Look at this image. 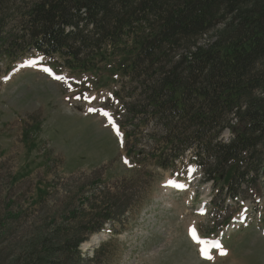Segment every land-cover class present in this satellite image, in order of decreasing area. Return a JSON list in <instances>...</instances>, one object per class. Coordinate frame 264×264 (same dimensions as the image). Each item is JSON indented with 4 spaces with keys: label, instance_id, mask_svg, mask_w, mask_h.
<instances>
[{
    "label": "rangeland",
    "instance_id": "374dc122",
    "mask_svg": "<svg viewBox=\"0 0 264 264\" xmlns=\"http://www.w3.org/2000/svg\"><path fill=\"white\" fill-rule=\"evenodd\" d=\"M16 18L12 9L8 29ZM33 56L14 63L0 58V264H27L25 257L39 239L54 244L62 241L60 230L77 229L70 213L78 210L79 222L89 227L110 201L115 224L92 235L83 231L80 238L88 241L79 251L72 243L53 264H264V173L238 199L218 197L224 207L219 214L211 207L215 189L191 166L190 153L171 172L157 169L151 158L157 153L156 122L137 127L139 120L128 121L129 98L114 97L118 84L100 89L105 78L97 85L90 75L73 76ZM47 68L59 80H52ZM117 125L124 144L113 130ZM231 136L226 130L221 140ZM133 142L140 155L129 159ZM183 164L188 175L177 179ZM190 229L220 240L222 247L203 260L201 243L189 239ZM95 236L98 241L86 247Z\"/></svg>",
    "mask_w": 264,
    "mask_h": 264
},
{
    "label": "trees",
    "instance_id": "16d2710c",
    "mask_svg": "<svg viewBox=\"0 0 264 264\" xmlns=\"http://www.w3.org/2000/svg\"><path fill=\"white\" fill-rule=\"evenodd\" d=\"M12 9L17 18L8 29ZM33 55L97 85L105 78L100 89L118 84L114 96L130 101L128 121L156 122L157 169L171 172L190 153L203 183L215 189L211 207L219 214L218 197L238 199L264 173V0H0V58ZM226 130L232 138L224 143ZM136 147L127 150L129 159L139 157ZM181 167L178 178L186 176ZM114 207L101 206L89 227L78 210L70 213L77 229L60 230L54 244L39 239L27 264H53L72 243L78 252L88 241L83 231L115 224Z\"/></svg>",
    "mask_w": 264,
    "mask_h": 264
},
{
    "label": "bare ground",
    "instance_id": "6f19581e",
    "mask_svg": "<svg viewBox=\"0 0 264 264\" xmlns=\"http://www.w3.org/2000/svg\"><path fill=\"white\" fill-rule=\"evenodd\" d=\"M12 24V23H11ZM40 56V55H39ZM38 56V57H39ZM34 57V56H33ZM29 58V57H28ZM114 127V126H113ZM193 164V163H192ZM184 175V174H183ZM186 175V174H185ZM187 176V175H186ZM180 186V185H179ZM183 187V186H182ZM201 208V207H200ZM108 224V223H107ZM191 233H193V232H191ZM197 234V233H196ZM198 238H199V240L201 241V238L198 236ZM98 241V238L95 236V237H93L91 240H90V242L89 243H87L86 244V247L89 245V244H95L96 242ZM201 243V242H200ZM203 247H205V245L203 246ZM202 247V248H203ZM40 264V263H39Z\"/></svg>",
    "mask_w": 264,
    "mask_h": 264
},
{
    "label": "snow or ice",
    "instance_id": "6c2138e0",
    "mask_svg": "<svg viewBox=\"0 0 264 264\" xmlns=\"http://www.w3.org/2000/svg\"><path fill=\"white\" fill-rule=\"evenodd\" d=\"M77 99H79V97H77ZM90 111H94V109H90ZM105 115H108L107 113H104ZM170 183H174V182H170ZM205 253H206V250H205ZM207 258H211L210 256L207 257Z\"/></svg>",
    "mask_w": 264,
    "mask_h": 264
}]
</instances>
